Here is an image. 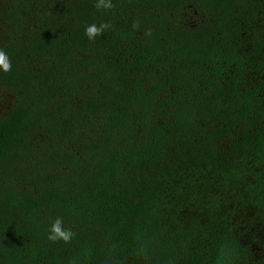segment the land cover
Masks as SVG:
<instances>
[{
    "label": "trees",
    "instance_id": "1",
    "mask_svg": "<svg viewBox=\"0 0 264 264\" xmlns=\"http://www.w3.org/2000/svg\"><path fill=\"white\" fill-rule=\"evenodd\" d=\"M0 50V264H264V0H0Z\"/></svg>",
    "mask_w": 264,
    "mask_h": 264
},
{
    "label": "clouds",
    "instance_id": "2",
    "mask_svg": "<svg viewBox=\"0 0 264 264\" xmlns=\"http://www.w3.org/2000/svg\"><path fill=\"white\" fill-rule=\"evenodd\" d=\"M113 7V0H96V8L102 11H108ZM110 25L101 23L99 25L93 23L85 28V36L89 40H94L100 36ZM12 70V64L8 54L0 50V73H8ZM74 233L65 228L63 221L56 218L48 228V240L51 242L61 241L65 244L69 243L73 238ZM231 251L227 248L224 249L220 257H218V264H230Z\"/></svg>",
    "mask_w": 264,
    "mask_h": 264
}]
</instances>
